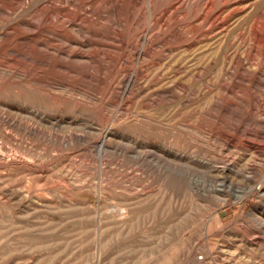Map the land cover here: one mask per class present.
Here are the masks:
<instances>
[{"label": "rangeland", "instance_id": "374dc122", "mask_svg": "<svg viewBox=\"0 0 264 264\" xmlns=\"http://www.w3.org/2000/svg\"><path fill=\"white\" fill-rule=\"evenodd\" d=\"M0 264H264V0H0Z\"/></svg>", "mask_w": 264, "mask_h": 264}, {"label": "bare ground", "instance_id": "6f19581e", "mask_svg": "<svg viewBox=\"0 0 264 264\" xmlns=\"http://www.w3.org/2000/svg\"><path fill=\"white\" fill-rule=\"evenodd\" d=\"M149 3L151 4V0H149ZM150 8H151V16H152V13H153V9H152V7L150 6ZM64 12H66V10L64 9ZM164 14V12L162 13V15ZM207 15V14H206ZM162 17H165V15H163ZM203 17H204V15H203ZM200 18H201V15H200ZM208 19V18H207ZM202 20V19H201ZM206 20V18H204V21ZM206 21H208V20H206ZM192 23V22H191ZM184 24V23H183ZM193 24V23H192ZM201 25V24H200ZM190 26H191V24H190ZM183 27V26H182ZM186 27V26H185ZM199 27V26H198ZM197 26L195 27V28H198ZM192 29L194 28V25H193V27H191ZM186 29V28H185ZM190 32V31H189ZM191 32H192V30H191ZM183 33H184V31H183ZM183 37V36H182ZM185 37V36H184ZM258 41H263V39L261 38V40L259 39ZM259 45V44H258ZM62 49V48H61ZM54 50V49H53ZM56 50H57V48H56ZM63 51V50H62ZM58 53H61V50H58ZM65 53V52H64ZM63 54V53H62ZM67 54H69L68 52H67ZM67 54L65 55V56H67ZM57 55H59V54H57ZM252 142V141H251ZM254 142V141H253ZM246 145H249V144H246ZM251 145H253V144H251ZM257 144H255V146H256ZM258 146V145H257ZM229 167V166H228Z\"/></svg>", "mask_w": 264, "mask_h": 264}]
</instances>
